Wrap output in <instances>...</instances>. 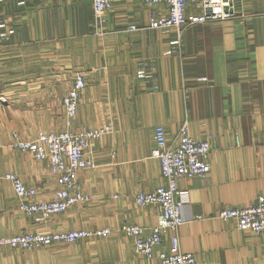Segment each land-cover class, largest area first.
I'll return each instance as SVG.
<instances>
[{
	"label": "crops",
	"instance_id": "0c3cea01",
	"mask_svg": "<svg viewBox=\"0 0 264 264\" xmlns=\"http://www.w3.org/2000/svg\"><path fill=\"white\" fill-rule=\"evenodd\" d=\"M262 11V0H236L237 18L190 27L179 41L172 29L143 27L165 12L162 5L113 0L98 35L91 0H0V68L13 73L0 75V237L110 230L71 244L1 247L0 264H160L135 254L121 226L148 234L155 225L157 207H139L134 196L163 183L151 155L154 127L173 140L184 121L193 139L208 142L210 171L178 182L186 193L180 250L192 253L195 264H264V233L238 230L234 220L217 216L264 197ZM129 24L139 29L129 31ZM9 53L21 58L7 59ZM77 72L85 88L70 129L110 124L112 132L91 142L94 167L75 175L89 200L39 225L18 209L4 175L34 187L38 201L53 197L56 178L8 143L13 131L28 139L66 128L60 100ZM162 250L170 251L167 240L156 248Z\"/></svg>",
	"mask_w": 264,
	"mask_h": 264
},
{
	"label": "built area",
	"instance_id": "2783aa9c",
	"mask_svg": "<svg viewBox=\"0 0 264 264\" xmlns=\"http://www.w3.org/2000/svg\"><path fill=\"white\" fill-rule=\"evenodd\" d=\"M151 7L164 6L163 14L152 16L148 29H172L180 41L183 32L194 26L211 22L235 19L236 0H136ZM263 11L264 16V0ZM93 27L98 35L103 34L106 14L113 6V0H91ZM129 31L139 29L136 24L127 26ZM85 88L82 73H75L73 84L60 100L64 111L66 128L61 131L38 132L35 137L24 139L13 131L8 147L22 153H28L56 178L58 189L47 201L36 199L37 190L26 185L15 174L7 173V180L19 201L18 209L39 225L45 224L50 216L65 212L71 206L85 203L89 196L75 181L80 170L94 167L89 148L91 142L112 132L110 124L81 130L70 129L81 91ZM151 155L158 159L162 185L152 191L138 192L134 201L139 207L154 205L157 207L156 223L147 234L145 228L137 225L123 224L121 232L132 240L133 252L144 258H157L160 264H195V256L180 250L178 228L184 223L182 215L186 204V193L178 187L182 178H204L210 171L207 158L210 146L207 141H198L190 136L188 123L184 121L175 139L168 140L166 131L161 125L152 132ZM218 218L234 220L241 231L254 234L264 233V197L258 196L255 202L243 207H226L219 210ZM200 219L201 217H196ZM110 234L108 228L96 230H54L49 232H23L8 237H0V248H20L32 250L59 243H75L89 238H102ZM170 251L156 252V248L165 241Z\"/></svg>",
	"mask_w": 264,
	"mask_h": 264
},
{
	"label": "rangeland",
	"instance_id": "374dc122",
	"mask_svg": "<svg viewBox=\"0 0 264 264\" xmlns=\"http://www.w3.org/2000/svg\"><path fill=\"white\" fill-rule=\"evenodd\" d=\"M107 15V14H106ZM7 55H10L7 59H20L21 58V55H16V56H13L14 54H12V53H9V54H6V55H4V56H7ZM17 71L16 72H21V68H19V69H16ZM7 70H4V68H0V75H2V76H11L13 73L10 71V72H6ZM2 86H0V89H1V87H4V85H3V83H0ZM3 101H5V100H3ZM45 122L46 123H48L49 122V120L46 118L45 119ZM17 132V131H16ZM20 135V134H19ZM35 137V136H34Z\"/></svg>",
	"mask_w": 264,
	"mask_h": 264
}]
</instances>
